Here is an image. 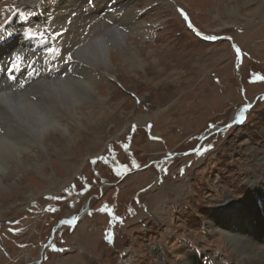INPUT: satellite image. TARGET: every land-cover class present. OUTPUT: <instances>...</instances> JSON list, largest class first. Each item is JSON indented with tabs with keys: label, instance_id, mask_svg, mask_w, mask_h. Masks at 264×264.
Returning a JSON list of instances; mask_svg holds the SVG:
<instances>
[{
	"label": "rangeland",
	"instance_id": "374dc122",
	"mask_svg": "<svg viewBox=\"0 0 264 264\" xmlns=\"http://www.w3.org/2000/svg\"><path fill=\"white\" fill-rule=\"evenodd\" d=\"M2 1L0 28L14 32L11 24L25 18L35 40L55 41L57 66L69 69L71 48L87 36L91 46L113 24L147 55L133 68L121 60L119 80L95 66L105 100L81 108L83 127L64 119L69 134L47 130L45 155L22 149L23 164L1 163L0 175H8L0 182V264H182L189 251L206 264H240L225 232L208 220L230 210H214L227 196L226 206L240 204L228 215L229 231L233 220L246 227L264 212V201L257 204L264 197V0H124L123 11L117 0ZM127 10L137 15L131 26L112 18ZM241 112L243 123L226 126ZM82 210L75 225L66 223ZM259 236L264 243V230Z\"/></svg>",
	"mask_w": 264,
	"mask_h": 264
},
{
	"label": "bare ground",
	"instance_id": "6f19581e",
	"mask_svg": "<svg viewBox=\"0 0 264 264\" xmlns=\"http://www.w3.org/2000/svg\"><path fill=\"white\" fill-rule=\"evenodd\" d=\"M7 1L9 0H3L1 3L4 4ZM123 2L124 0H117L119 10L121 11L125 9ZM130 2L131 0H128L125 6H127ZM55 5L56 4H54L52 7V11L54 14H55V10H54ZM119 10L117 9L115 12H118ZM233 10L235 11V7H232V10L230 11L233 12ZM65 11L66 10H63V12ZM136 16H137L136 12L127 10L126 12H121L120 14L116 13L112 15V18L118 19L119 22L123 20L121 21L123 25L127 26L130 23L131 26L133 24L131 20L134 17L136 18ZM55 17L57 18L58 22L64 23L62 26H65L68 35L70 33L69 36L73 37L74 33L72 28L70 27L69 20H63L61 17L59 19V16L57 14H55ZM95 20L97 19L95 18ZM104 22L105 21H103V23ZM26 24H27L26 19L22 18L14 21L11 24L18 27L14 32H8L4 28V26L0 28V36H4L5 38L7 36H12V41L10 40L11 42L9 44L4 45L2 43L0 45V63L5 61L4 66L8 64L10 65L11 63L8 62H13L17 54H20L23 57V60L18 70L12 72V75L15 77V79H9L8 78L9 75L5 78L0 77V139L2 141H5L6 143V144H0V165L1 163H6V160L11 161V157H13L15 161L23 164V158L20 157V155L22 154L21 153L22 149L23 152H25L26 150L31 151V149L38 148L39 154L43 153V155H45L44 153L47 151V149H45L46 147L44 141L49 142V140L52 138V137H47L44 139V135L47 132V130L53 129L56 131L57 129H59L63 133L69 134L70 123H64L63 122L64 119L73 120L74 124L80 127L82 125L80 121L81 115L79 114L81 108L88 105L94 98H98L99 100H102L104 103L105 96L102 95L101 89L99 93L96 92L97 87L95 88V86L97 85H94V80L98 77V74L95 73L96 72L95 66L97 67L99 66L107 74L109 73V75H112L119 80L118 72H119V66H120L119 64L121 63V60L124 61L125 65L128 64V66H131V68H133V66L135 65L137 66L139 64L143 65L142 64L144 61L143 57L144 55H147L143 52L144 51L143 49H138L134 47V43L133 42L131 43L130 41V39L133 37H126L123 34V31L119 29L117 30L116 25L113 24V26L108 27L107 30L106 28L104 30L99 29L98 32L94 35V37L90 40V42L94 40V44H91V46L84 45L85 41L88 42L89 36H87L81 43H78V45L72 47L70 52L71 59L69 60L68 63L69 69L67 67H60L55 65L52 61L55 58L56 52L55 53L48 52L49 48H53L57 50V45L55 41L53 39H47L44 36L36 40L33 37L26 36L24 34ZM9 33H11V35H9ZM110 38L113 39V42H115V44L113 43L114 44L113 46L114 47L116 46L117 50H119V54L122 55L121 58L117 57L115 59L116 57L115 54L118 53H115L110 50L112 48L109 42ZM1 40L2 39H0V41ZM80 48L84 50L83 52L89 59V62H91L90 64L82 61L79 58V53H80L79 50H81ZM9 50H11V52ZM146 53H148V57H152L151 54L153 53V51H147ZM9 56L10 57L12 56V58H9ZM76 56L78 60L76 59ZM41 58L48 59V61L45 62L46 63L45 65L40 64ZM161 60H162V56H161ZM71 68H72V72H71ZM75 69L79 71L78 78H75L76 76ZM29 73H32V75L30 76ZM71 78H75V80L72 82ZM20 84L24 85L23 88L19 87ZM99 100L97 101L95 99V101L97 102H99ZM98 129L99 127L97 128V130ZM92 132L94 131L92 130ZM77 133L78 131H76V135ZM55 139H53L51 142L54 143L56 141ZM74 160H77V158H74ZM7 175L8 173L6 171L4 174H1L0 182L2 180V177ZM57 181L59 180L57 179ZM250 182L252 183L251 186L254 187V191L256 192L258 190V181L251 180ZM259 194L263 195V193H261L260 191ZM232 200L233 202H236V200L234 199ZM262 201H264V197H262V199L258 201L257 204H260ZM230 202H231L230 196H227L224 201L218 200L217 202H213L215 208L214 210L219 211L221 209H227L229 207L230 210L226 212L223 217H219L216 215V213H213V217L208 220L209 225L213 228L212 230H214L215 232L218 231L225 232L227 242L229 243L230 247L233 249L232 251L235 252L236 255L240 257V261H241L240 264H264V243L259 241L260 240L259 233L262 234L264 230L263 228L264 210H261L263 213L259 216L260 217L259 222H252L251 225L247 223L245 227L243 224L239 222V220H233L232 221L233 230L229 231L230 229H228L226 225L231 216L228 215H231V213H235L240 210L239 209L240 204H238V206H235L234 203L233 205L226 206ZM0 204H2V201L0 202ZM156 253H157L156 255L160 256V253L158 254V251ZM200 256L201 254L198 251L196 252L189 251L187 252L186 257H183L181 263L197 264L195 259L198 260ZM162 264H166V260L165 261L163 260ZM198 264H206V263H204L203 260L199 259ZM210 264L212 263L210 262ZM215 264H222V263L215 261Z\"/></svg>",
	"mask_w": 264,
	"mask_h": 264
},
{
	"label": "snow or ice",
	"instance_id": "6c2138e0",
	"mask_svg": "<svg viewBox=\"0 0 264 264\" xmlns=\"http://www.w3.org/2000/svg\"><path fill=\"white\" fill-rule=\"evenodd\" d=\"M178 11H180L181 15L184 17L185 21L188 22V26L189 28H192V24H191V21L189 20V17L187 15V13H185L183 11V9H179ZM24 34L26 36H29V37H32V36H35L37 35L38 33L37 32H34L32 28H28L25 30ZM198 35H202L201 33L197 32ZM9 35H11V33H9ZM5 37L4 36H0V39H4ZM206 39H209V40H215L217 37L215 36H207L205 37ZM48 52L49 53H55L56 50L53 49V48H49L48 49ZM236 52L239 53L240 52V49L237 47L236 48ZM68 59L70 60L71 59V54H69L68 56ZM23 60V57L20 55V54H17L15 56V60L10 64V67L7 69L8 73H9V79H15V77L12 75V72L15 71V70H18L21 62ZM29 75L31 76L32 73H29ZM261 79H264V77H261ZM23 84H20L19 87L23 88ZM139 103V101H137ZM247 107H251L250 105L247 106ZM245 120V115L243 112H241L239 114V119L237 120V123H243ZM232 125H228V127H231ZM135 127V126H133ZM212 147H214L213 145L209 144L207 145L206 148H202V151H201V154H203L204 152H207L208 150H210ZM53 199H60V197H53ZM118 220H120L122 222V218H118Z\"/></svg>",
	"mask_w": 264,
	"mask_h": 264
},
{
	"label": "water",
	"instance_id": "95a60500",
	"mask_svg": "<svg viewBox=\"0 0 264 264\" xmlns=\"http://www.w3.org/2000/svg\"><path fill=\"white\" fill-rule=\"evenodd\" d=\"M236 119H239V116L236 117V118H234V119H233L231 122H229L226 126L231 125V123L234 122ZM226 126L221 127V128H226ZM86 207H87V204L85 205V208H86ZM83 214H84V210H82L80 214H76V215H74L73 218H69V219L67 220V223H69V224H75V223L77 222V220H78L80 217H82ZM63 222H65V221L63 220ZM60 223H62V221H60ZM60 223H59V224H60ZM56 227H57V226H56ZM56 227H55V228H56ZM55 228H54V230H55ZM54 230H53V231H54Z\"/></svg>",
	"mask_w": 264,
	"mask_h": 264
}]
</instances>
